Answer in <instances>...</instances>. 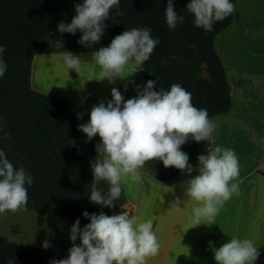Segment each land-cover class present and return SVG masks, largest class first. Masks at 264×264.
<instances>
[{
  "label": "clouds",
  "instance_id": "clouds-1",
  "mask_svg": "<svg viewBox=\"0 0 264 264\" xmlns=\"http://www.w3.org/2000/svg\"><path fill=\"white\" fill-rule=\"evenodd\" d=\"M119 5L120 0H80L74 5L71 21H60L57 31L75 34L79 30L81 35L77 43L91 47L101 39L107 27L104 21ZM234 8L232 0H190L186 5L187 12L193 16V24L208 32L213 30L215 22L232 14ZM164 18L169 29H175L184 21V16L174 11L173 0H167ZM151 32L147 26L132 27L114 36L107 46L93 51L91 60L96 70L92 79H107L112 83L119 78L134 84L129 77L142 69L159 43V38H154ZM57 43L62 45L61 41ZM4 52L5 45L0 44V77L8 68ZM82 61L79 55L66 51L57 58V66L78 73ZM156 84L157 80L151 79L142 85L135 84L136 95L128 99L113 87L111 99L94 105L88 121L77 125L78 130L86 134V142L97 135L100 138L94 145L97 156L90 162L93 177L88 195L90 202L111 208L121 196V181L124 178L141 180L139 170L154 159L162 161L165 167L192 173L193 165L181 145L189 139L211 141L217 122L209 118L207 109L195 107L191 93L179 83L158 91L154 90ZM77 116L79 118L80 114ZM3 131L0 124V132ZM7 136L4 132L0 138ZM7 147L10 149L11 145ZM197 160L198 174L190 176L183 184L187 200L196 202L188 217L191 225L188 229L214 220L224 202L239 191L237 184L229 185V181L239 175V158L234 149L216 144L209 147L206 154H199ZM101 181L108 185L106 190L98 187ZM32 183L31 174L23 166L15 167L5 150L0 148V214L21 210L28 200L26 185ZM180 202L177 198L176 204ZM82 216L89 222L81 228L77 218L70 226L71 247L67 256L50 259L49 264H147V259L156 256L160 250L151 219L142 220L128 211L107 215L102 211L90 214L85 210ZM208 244L216 264H255L260 255L248 238L233 236L219 247L212 241ZM49 246L48 240L42 242L43 248Z\"/></svg>",
  "mask_w": 264,
  "mask_h": 264
},
{
  "label": "trees",
  "instance_id": "trees-1",
  "mask_svg": "<svg viewBox=\"0 0 264 264\" xmlns=\"http://www.w3.org/2000/svg\"><path fill=\"white\" fill-rule=\"evenodd\" d=\"M79 2L0 0V44L5 45L3 58L8 65L0 77V124L4 130L0 137L8 133L0 138V148L15 167L23 166L33 178L32 185H26L28 200L23 208L73 222L79 218L85 225L89 222L82 216L85 210L107 215L128 211L126 192L121 185V196L111 208L89 201L93 179L90 162L97 156L94 144L82 140L65 99L32 87L34 57L40 53L95 51L124 30L150 27L159 43L142 65L143 83L157 80L156 91L179 83L191 93L192 104L207 109L212 119L228 112L232 104L231 86L215 40L239 20L240 11L232 0V14L215 22L208 32L193 24V16L186 10L190 0H173L174 11L183 15L184 21L169 29L164 18L167 0H120L119 8L111 12L122 14L110 13L101 39L86 48L77 43L79 30L75 34L57 31L60 21H71L74 5ZM58 41L62 45L58 46ZM200 142L189 139L181 150L190 158ZM143 169L161 181L171 180L181 171L165 167L158 159L147 161ZM98 187L106 190L108 185L101 181ZM66 256L67 252L16 244L0 234V264H49L50 259Z\"/></svg>",
  "mask_w": 264,
  "mask_h": 264
},
{
  "label": "crops",
  "instance_id": "crops-1",
  "mask_svg": "<svg viewBox=\"0 0 264 264\" xmlns=\"http://www.w3.org/2000/svg\"><path fill=\"white\" fill-rule=\"evenodd\" d=\"M69 52L79 55L83 60L78 73L74 70L67 72L62 66H57V58L64 52L40 53L33 59L31 84L39 92L65 99L76 126L88 121L90 110L94 105L101 101L106 103L111 99L110 91L113 87L119 89L125 99H128L136 95L135 84H143L144 69L142 68L134 72L135 80L129 77V80L133 79L134 84L116 78L108 88L101 83L93 85V75L87 71L88 67L96 70L94 61L91 60L93 51ZM127 69L131 71L130 68ZM125 86H127L126 91ZM232 94L231 87L232 104L228 112L235 105ZM243 108L235 112L239 113ZM242 127L243 132H245L244 128H249L248 125ZM223 128H226L224 122H217L211 141L200 142L194 155L189 158V163L193 165L192 173L180 171L173 179L161 181L142 168L138 173L141 180L131 181L124 178L121 181L126 192V207L130 215H137L142 220L151 219L152 230L160 244L158 254L149 257L147 264H216L208 242L212 241L215 247H219L233 236L251 239L260 252L255 264H264V155H258L248 166V170H239V175L229 181V185L233 183L238 185V194L234 193L224 202L214 220L204 221L188 229L191 226L188 217L196 202L187 200L183 184L190 176L198 174L196 169L199 154H206L209 147L216 144L226 147L223 143L228 142V138ZM78 131L82 140L86 142V134ZM235 134L234 132L231 137L239 139L242 143L244 134L241 132ZM248 135L251 140L242 143V149L237 148L240 156L239 166L242 164L240 162H246L252 156L251 147L256 150L258 145H264L260 135H255L253 132ZM222 138L225 141H222ZM99 139L97 135L87 143L92 142L95 145ZM177 198L181 201L178 205ZM76 243H79V238Z\"/></svg>",
  "mask_w": 264,
  "mask_h": 264
},
{
  "label": "rangeland",
  "instance_id": "rangeland-1",
  "mask_svg": "<svg viewBox=\"0 0 264 264\" xmlns=\"http://www.w3.org/2000/svg\"><path fill=\"white\" fill-rule=\"evenodd\" d=\"M236 2L240 11L239 20L219 33L215 40L216 50L224 64L229 85L232 87L235 105L227 114L213 119L216 122H224L226 128L223 130L227 134L228 142L223 144H226L227 148L234 149L240 160L237 148L242 149L241 144L251 140L248 138L249 133L260 135L264 143V0H236ZM87 71L93 75L95 69L88 67ZM130 78L135 80L136 73ZM92 81L93 85L101 83L106 88L110 84L107 79ZM239 108L243 109L239 113L235 112ZM243 125L249 126L244 128L246 133L242 130ZM234 132L235 135L240 132L244 134L242 143L239 139L231 137ZM222 141L225 140L222 138ZM251 150L252 156L246 162H240L242 164L239 170H248V166L258 155H264V145H258L256 150L251 147ZM72 224L73 221L25 208L0 214V234L9 241L43 248L42 242L48 240L50 246L47 249L61 252H67L71 247L69 229ZM83 226L80 224L81 228Z\"/></svg>",
  "mask_w": 264,
  "mask_h": 264
},
{
  "label": "water",
  "instance_id": "water-1",
  "mask_svg": "<svg viewBox=\"0 0 264 264\" xmlns=\"http://www.w3.org/2000/svg\"><path fill=\"white\" fill-rule=\"evenodd\" d=\"M203 76L204 77H207L208 76V73L206 71L203 72Z\"/></svg>",
  "mask_w": 264,
  "mask_h": 264
}]
</instances>
